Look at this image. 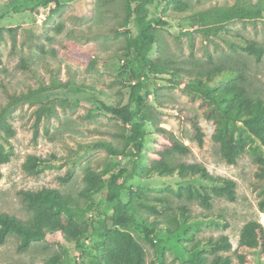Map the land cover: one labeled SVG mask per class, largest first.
I'll list each match as a JSON object with an SVG mask.
<instances>
[{
    "label": "rangeland",
    "instance_id": "1",
    "mask_svg": "<svg viewBox=\"0 0 264 264\" xmlns=\"http://www.w3.org/2000/svg\"><path fill=\"white\" fill-rule=\"evenodd\" d=\"M134 6L132 0H0V109L7 101L5 90L29 95L8 117L13 153L0 166V212L29 223L32 213L19 191L56 189L86 209L79 222L88 227L79 244L58 237L54 242L33 241L25 251L18 250L19 237L9 235L0 245V264H107V249L120 241L117 230L130 233L143 246L144 264H191L188 252L195 247L211 262L215 254L206 244L222 237L231 248L217 253L240 264L242 228L250 221L264 227L254 186L256 156L264 155V148L248 138L236 162L228 163L213 138L215 124L206 116L212 103L202 92H218L240 78L241 71L264 100V55L257 61L246 50V40L264 46V0H153L149 17L166 24L154 23L156 42L145 52L148 65L153 63L150 68H142L134 48ZM21 62L34 72L20 67ZM157 66L163 71L150 70ZM222 68L234 71L208 79L207 74ZM134 72L146 83L142 113L148 132L135 165L132 156L113 154L105 146L132 151L131 126L105 105L127 102ZM196 77L200 86L192 82ZM37 110L43 112L34 136ZM183 113L196 115L203 146L193 138ZM156 124L188 145L187 154L164 156L170 167L184 164L183 170L155 172L163 151ZM53 155L39 174L24 167L31 156ZM194 164L205 166L213 177L234 180L235 199L225 196L222 184L190 173L187 167ZM123 167L129 173L134 169L121 196L134 220L118 228L109 223L113 232L100 247L102 229L93 228V222L102 223L115 203L105 200L104 191L84 196L86 175L94 172L105 181ZM69 171V180L62 181ZM250 260L264 264V254L251 252Z\"/></svg>",
    "mask_w": 264,
    "mask_h": 264
},
{
    "label": "trees",
    "instance_id": "2",
    "mask_svg": "<svg viewBox=\"0 0 264 264\" xmlns=\"http://www.w3.org/2000/svg\"><path fill=\"white\" fill-rule=\"evenodd\" d=\"M153 0H132L135 6L131 9L130 14L134 15L133 21L136 26V35L134 37V48L140 57L142 68H150L146 62L145 52L156 42L153 28L154 23L165 25L166 22L160 19H152L149 17L148 4ZM131 8V7H130ZM40 49L44 51L41 46ZM246 50L254 55L257 61H261L264 55V46L258 45L255 41L246 40ZM20 67L34 72V69L27 63L21 62ZM153 72H162L159 66L151 68ZM233 72L232 68L216 69L212 73L207 74L208 79L212 80L221 72ZM135 83L129 86V94L127 102L124 104L105 105V109L120 118L124 123L131 126V136L129 143L132 145V151L114 149L109 145H105L113 154H124L134 158V165L141 154L144 146V140L148 132L145 128L146 117L142 113L147 97L142 93L146 86L143 76L140 73H133ZM240 78L229 84L224 85L218 92L211 93L202 90L205 97L212 103V106L206 109V116L213 120L215 130L213 138L221 144L222 155L224 159L234 164L239 155L244 150L248 138L254 137L264 148V100L253 92L247 83V78L241 71L238 72ZM194 85L201 84V78L196 77L192 80ZM7 97L6 103L0 109V166L10 161L13 153L9 143L8 136L13 133L11 123L8 117L11 111L25 100L29 99L26 93H10L5 90ZM50 111V109H47ZM43 110H37V116L34 123V136L38 134V123L41 119ZM191 123L193 138L198 142L199 146L204 144V133L197 120L195 114L183 113ZM240 122V124H239ZM156 132L159 134V140L163 144L161 152V160L155 172L161 175H171L174 171L183 170L184 164L176 167H170L164 161V156L177 152L187 154L189 152L188 145L175 139L166 129L155 125ZM56 157L42 158L31 156L30 160L24 164L27 170L39 174L45 168L50 166V162ZM163 160V161H162ZM256 160L259 162L256 171V181L254 186L258 189L260 199L258 205L264 211V155L258 154ZM190 173L202 174L205 180L219 183L223 185L225 196L229 200L235 199L234 187L235 181L232 179H224L213 177L210 175L205 166L194 164L187 167ZM71 176L69 171L65 176L60 177L62 181H68ZM134 176V169L128 172L127 168H120L112 172L108 178L103 181L99 174L90 172L86 175L87 186L82 191L84 196H93L96 192L104 191V198L107 202L115 205L105 214L102 223L93 222V228H101L100 242L98 246L105 245L106 239L113 232L108 224L118 228L133 222L134 217L127 209V205L122 202V192L127 188V182ZM2 172L0 169V180ZM101 180V183H100ZM20 199L24 207L32 213L29 223L21 221L16 217L0 212V245L4 244L9 235H17L19 237L18 250L25 251L36 240H47L54 242L58 237L67 241L80 243L81 238L88 232V227L79 222L84 215L86 209L72 203L67 197L62 196L58 190L43 188L37 191L20 190ZM205 203H208V197H202ZM184 208V207H183ZM182 208V209H183ZM117 230V229H115ZM117 236H120L118 247H109L106 257L107 264H144L145 250L130 233L117 230ZM153 243L152 239L149 240ZM207 248L215 254L211 262H207L206 256L198 251L197 248L189 250V260L191 264H232L229 256H221L217 252L219 250H228L231 248V242L227 237H222L215 241L209 240L206 244ZM258 252L264 254V227L257 221H250L244 225L240 234V241L237 249L239 263L251 264L250 253Z\"/></svg>",
    "mask_w": 264,
    "mask_h": 264
}]
</instances>
